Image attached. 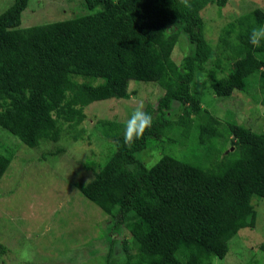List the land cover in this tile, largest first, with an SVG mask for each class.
<instances>
[{"label": "trees", "instance_id": "1", "mask_svg": "<svg viewBox=\"0 0 264 264\" xmlns=\"http://www.w3.org/2000/svg\"><path fill=\"white\" fill-rule=\"evenodd\" d=\"M228 2L187 0L189 8L184 0H85L97 10L22 27L30 0H14L0 15V126L30 147L59 142L66 132L85 139L86 108L137 94L129 89L133 80L165 91L147 105L153 125L131 147L124 143L125 122L99 121L113 151L105 161L88 158L92 178L76 182L109 215L101 237L106 264H213V257H226L242 228L256 227L252 199L264 198V129L223 123L196 90L203 73L216 96L251 93L253 84L264 102V42L259 48L249 42L251 29L264 26V8L228 22L217 46L206 37L202 11ZM183 33L193 53L177 62ZM175 103L183 112L177 119ZM177 139L192 143L189 154L179 157L170 147L147 165L154 142ZM60 146L50 154L65 150ZM11 161L0 152V181ZM120 225L131 240L113 232ZM117 244L120 259L114 258ZM259 247L264 251V241Z\"/></svg>", "mask_w": 264, "mask_h": 264}, {"label": "rangeland", "instance_id": "2", "mask_svg": "<svg viewBox=\"0 0 264 264\" xmlns=\"http://www.w3.org/2000/svg\"><path fill=\"white\" fill-rule=\"evenodd\" d=\"M13 1L0 0V15ZM258 7L264 8V0H229L222 9L217 4L208 5L202 11L208 41L217 46L222 28L228 22ZM96 10L88 8L85 0H30L22 15V27L69 19ZM190 53H193V45L183 33L174 59L180 62ZM204 80L200 73L196 90L203 107L223 123H244L256 132L264 129L260 89L252 84L251 93L235 90L229 97H219L213 93L211 83ZM129 89H136L137 94L130 98L95 101L86 108L87 119L81 126L86 130L85 139L72 140L66 132V137L59 142L44 140L39 146L30 147L0 126V152L12 157L0 181V264H106L107 249L101 237L109 215L86 198L76 182L92 178V171L85 165L88 158L105 161L113 151L111 141L103 140L99 121L126 122L141 102L145 110L149 103L156 105L165 92L159 84L134 80ZM180 108L175 103L174 119L183 113ZM167 143L156 141L146 151L144 159L148 166L170 152V147L173 149L170 153L179 157L189 154L192 144L186 139ZM217 145L221 148L223 144ZM59 146L65 150L51 155L50 151L57 152ZM252 203L257 210L256 227L242 228L230 240L226 257H213V264H264V251L259 247L264 241V198L254 196ZM119 231L120 239L131 240L130 233L122 225L113 230ZM79 248L80 256L77 255ZM115 249L114 258L120 259L122 249L118 244Z\"/></svg>", "mask_w": 264, "mask_h": 264}, {"label": "clouds", "instance_id": "3", "mask_svg": "<svg viewBox=\"0 0 264 264\" xmlns=\"http://www.w3.org/2000/svg\"><path fill=\"white\" fill-rule=\"evenodd\" d=\"M184 2L189 8L191 7L190 4H187V0H184ZM249 42L255 48L262 46V42H264V26H257L251 29ZM152 125L153 118L144 111V105L141 102L125 122L123 134L125 145L131 147L136 141L142 139L146 130L150 129Z\"/></svg>", "mask_w": 264, "mask_h": 264}]
</instances>
